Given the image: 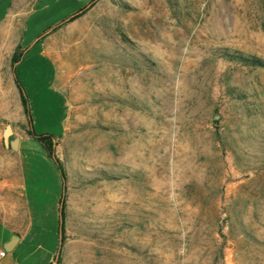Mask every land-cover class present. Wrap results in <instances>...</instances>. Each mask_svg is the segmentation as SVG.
I'll return each mask as SVG.
<instances>
[{"label":"rangeland","instance_id":"1","mask_svg":"<svg viewBox=\"0 0 264 264\" xmlns=\"http://www.w3.org/2000/svg\"><path fill=\"white\" fill-rule=\"evenodd\" d=\"M47 13L0 41V264H264V0Z\"/></svg>","mask_w":264,"mask_h":264},{"label":"crops","instance_id":"2","mask_svg":"<svg viewBox=\"0 0 264 264\" xmlns=\"http://www.w3.org/2000/svg\"><path fill=\"white\" fill-rule=\"evenodd\" d=\"M94 1L95 0H0V6L4 5L5 10H6L5 13L0 17V23H2L3 27L8 29V38L6 39L3 38L0 41L8 42V48H11L9 44L17 43L19 47L21 48L20 55H19V58H20L22 55V52L26 50L27 48L23 50V46L21 45L22 40L21 39L17 40L16 37L22 38L25 35L27 28L29 26V22L33 21L34 19L38 20L39 19L38 14L40 12H48L47 14H45V16L47 17H51V16L53 17V16L58 15L59 17L54 18L53 20L55 21L62 20V22H64L70 19L71 17H73L74 15L78 14L85 8H87ZM78 5L82 7L78 9L77 13H74L71 16L69 15L65 16V14H69L72 10H76V7ZM56 10L57 12H60L59 10H63L64 14L51 13L52 11H56ZM45 16L43 15L42 17H45ZM58 24L52 25L51 29L44 32L42 35L38 36L35 42L40 41L41 44L45 48H47L46 43H47L48 37H50V31ZM3 31H5V34H6V30H3ZM60 136L52 135V140L55 142V140L59 138ZM22 193H23V186H22ZM23 198H24V194H23ZM24 201H25V198H24ZM25 207H26V202H25ZM28 217H29L28 210L26 208V218L29 219ZM0 226L1 228L7 229V230L9 229L13 235L15 234L18 235V238L14 241L12 245L9 244V241H7V239L3 238L2 235H0V246L5 242V246L6 248H8V250L14 248L21 241L23 232L25 231V229L24 231L20 233H15L12 228L8 227L4 223L0 222ZM27 226H28V222L26 224V227Z\"/></svg>","mask_w":264,"mask_h":264},{"label":"trees","instance_id":"3","mask_svg":"<svg viewBox=\"0 0 264 264\" xmlns=\"http://www.w3.org/2000/svg\"><path fill=\"white\" fill-rule=\"evenodd\" d=\"M93 3V2H92ZM83 10L81 12H79L78 14L82 13ZM76 14V15H78ZM74 15V16H76ZM73 16V17H74ZM19 55H20V52L17 53V52H13L12 54V60L15 62L19 59ZM236 58H239V59H242L241 57H245V56H242V55H237L235 56ZM249 59V58H248ZM248 63H251V64H255L256 63V60L255 59H251V60H247ZM15 80L18 84V81H17V78L15 77ZM18 87H19V92H20V96H21V99H22V103L24 105V110L28 116V121L30 123V129L28 130V133L31 134L32 133V130H31V118H30V114H29V109H28V104H27V99H26V96H25V93H23V89L22 87L18 84ZM38 140L41 141L42 143V146L45 148V150L47 151V153L50 155V156H53L54 157V141L52 140V135L51 134H48V133H45V134H42V135H38L37 136ZM59 165V168H60V171H61V174H62V177H63V171H62V168H61V164L59 162L58 159H55ZM63 204L61 206V215H62V220H63ZM63 223V221H62ZM59 229V228H58ZM63 230H64V227H63V224H61V232L63 233Z\"/></svg>","mask_w":264,"mask_h":264},{"label":"water","instance_id":"4","mask_svg":"<svg viewBox=\"0 0 264 264\" xmlns=\"http://www.w3.org/2000/svg\"><path fill=\"white\" fill-rule=\"evenodd\" d=\"M18 61H15L14 63L16 64ZM14 73V72H13ZM15 76V75H14ZM24 93V91H23ZM11 133L10 130H8L6 133H5V142L6 144H9L13 149H17L18 148V142H19V138L18 137H15V138H12V139H8V136L9 134ZM64 190V188H63ZM61 224H62V218L60 216V219H59V248L61 246V243H62V237H61ZM18 238V235L15 234L13 235V238L12 240L9 241V244L12 245L14 243V241ZM8 249V248H7ZM59 251V250H58Z\"/></svg>","mask_w":264,"mask_h":264},{"label":"built area","instance_id":"5","mask_svg":"<svg viewBox=\"0 0 264 264\" xmlns=\"http://www.w3.org/2000/svg\"><path fill=\"white\" fill-rule=\"evenodd\" d=\"M5 253H4V251L2 250L1 252H0V256H3Z\"/></svg>","mask_w":264,"mask_h":264},{"label":"bare ground","instance_id":"6","mask_svg":"<svg viewBox=\"0 0 264 264\" xmlns=\"http://www.w3.org/2000/svg\"><path fill=\"white\" fill-rule=\"evenodd\" d=\"M0 50H1V46H0Z\"/></svg>","mask_w":264,"mask_h":264}]
</instances>
